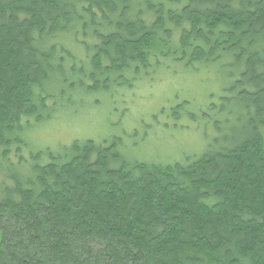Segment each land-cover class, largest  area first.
I'll list each match as a JSON object with an SVG mask.
<instances>
[{
  "label": "trees",
  "instance_id": "trees-1",
  "mask_svg": "<svg viewBox=\"0 0 264 264\" xmlns=\"http://www.w3.org/2000/svg\"><path fill=\"white\" fill-rule=\"evenodd\" d=\"M168 60L220 84L168 107L201 150L146 159L137 129L34 148ZM0 264H264V0H0Z\"/></svg>",
  "mask_w": 264,
  "mask_h": 264
},
{
  "label": "rangeland",
  "instance_id": "rangeland-1",
  "mask_svg": "<svg viewBox=\"0 0 264 264\" xmlns=\"http://www.w3.org/2000/svg\"><path fill=\"white\" fill-rule=\"evenodd\" d=\"M171 62L168 60L154 73L153 81L114 90L113 96L110 93L95 94L97 101H94L95 97L93 100L83 97L84 104L58 111L30 133L34 148L58 150L75 138H104L110 135L121 136L126 143L122 131L129 133L137 129L140 135L145 131L147 133L146 139H139L141 144L137 149V155L146 159L158 156L164 160L169 157L171 161L183 158L188 151L201 150L206 144L204 129L190 123L188 127H178L180 124L175 123L177 127L173 126L168 107L178 100L191 98L193 108L197 109L209 100L210 92L220 91V84H213L209 69L203 68L200 73H194ZM167 123L168 126L165 125Z\"/></svg>",
  "mask_w": 264,
  "mask_h": 264
}]
</instances>
